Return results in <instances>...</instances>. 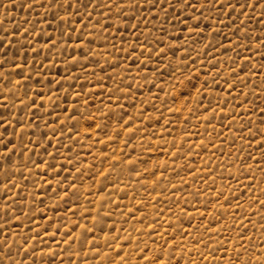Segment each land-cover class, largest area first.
Wrapping results in <instances>:
<instances>
[{
  "label": "rangeland",
  "instance_id": "374dc122",
  "mask_svg": "<svg viewBox=\"0 0 264 264\" xmlns=\"http://www.w3.org/2000/svg\"><path fill=\"white\" fill-rule=\"evenodd\" d=\"M190 3L0 0V264L264 260V16Z\"/></svg>",
  "mask_w": 264,
  "mask_h": 264
},
{
  "label": "snow or ice",
  "instance_id": "6c2138e0",
  "mask_svg": "<svg viewBox=\"0 0 264 264\" xmlns=\"http://www.w3.org/2000/svg\"><path fill=\"white\" fill-rule=\"evenodd\" d=\"M65 2H66V0H65ZM206 2H210V3L214 4V5H218V8L216 9L218 15L223 14V10L225 8L231 9V11H229L227 13L228 16H231L232 12H239L241 14L247 15V13H244V9L251 8V9L255 10L256 6L259 5L260 9H261V14H262V16H264V0H253L252 3H249L248 0H244L243 3H241V0H225L224 3H220V0H206ZM197 3H200V0H197ZM68 6L72 7L71 4H69ZM102 6L103 5H101V7ZM154 6L155 5H153V7ZM184 6L185 7H191L193 11H196L195 7L190 3V0H184ZM200 6H201V11H203L204 3H201ZM29 7H31V5H29ZM57 7L58 8H62L63 5H57ZM117 14L119 15V9L117 10ZM237 18H239V17H237ZM89 19H90V17H89ZM190 19H192L194 22H199L201 17L200 16H195V17H190ZM177 22L178 23H184L183 21L179 20V17L177 18ZM184 26L188 27L187 23H184ZM136 27H138V25H134L133 26V30H135ZM205 27H207V25ZM17 31H19V29H17ZM27 33H28V30L25 29V35H27ZM37 35H39V33ZM69 39H71V36H69ZM77 39H79V37H77ZM0 42H2V40H0ZM262 46H264V42H262ZM53 47H55V44H53ZM77 47H79V45H77ZM140 47H143V45L141 44ZM141 54H143V53H141ZM149 56H151V53H149ZM87 58L88 57H87V53H86L85 56H84V59H87ZM157 58H159V57H157ZM45 59H47V57H45ZM5 63H6V61H5ZM2 66L3 65L0 64V67H2ZM74 66H75V64H73V67ZM16 75L17 76H21L22 73L17 72ZM69 78L74 79L75 77H69ZM24 79L26 80L27 77H24ZM0 80H3L6 85H9V84L12 83L10 77L4 76L2 73H0ZM205 83H207V81H205ZM16 84L19 85L20 81L17 80ZM234 86H235L234 84L229 85V89H231ZM9 92L11 93V89H9ZM25 94H27V93H25ZM0 96H3L5 101L8 100V95H5L3 91H0ZM32 102L35 103L34 100ZM85 104H87V100H85ZM57 119H59V117H57ZM4 123H6V121L0 120V125H2ZM17 123L22 125L23 124V119L20 118L17 121ZM261 123L264 124V120H262ZM4 131L7 132V128L6 127L4 128ZM22 131H23V129H22ZM257 134L260 137V140L257 141V144L258 145H264V129L258 130ZM12 135H17V134L15 132H13ZM252 138L256 139V136L253 135ZM11 143H12L11 140H8L7 142H4L2 136H0V144H2V147L6 150L5 152L0 153V156H6L7 157V159H0V168H4L9 163H12L13 167H14V172L12 173V175H6V177H5V179L7 181H9V182H11L12 176L15 175V172L19 171V169L15 167V163L12 161V157L10 155V153H15L16 152V146L15 145H13V147L9 148V144H11ZM37 143H39V141H37ZM48 143H51V141H48ZM45 151H46V149H45ZM260 159L264 160V152L260 153ZM129 163H132V161H129ZM101 175H105V174L101 173ZM12 187H16V184L12 183ZM4 188H5L6 193L10 192V188H9V184L8 183L4 184ZM262 194H264V193H262ZM5 199L9 200V203L6 204L4 206V209H3V211L5 212V215H8V213L10 212L11 213V219H13L15 221H19L20 220V216L16 214L17 210H15L13 208V204L15 203V201H12L11 198L8 197V196H6ZM261 207H264V202H261ZM5 223H7V221H5ZM0 231H3V227L2 226H0ZM12 235H14V234H12ZM36 235L38 236L39 233L37 232ZM2 243L4 245V248H6L8 250L6 255L10 254L11 253V245L9 244L8 239L5 238ZM27 243H28V240L25 239L23 241V243H21V244H19L17 246L20 250H22L24 255H28L29 252L34 251L33 249L25 248V245ZM65 243H67V241ZM117 247H119V245H117ZM144 250L146 251L147 249H144ZM98 254L99 253H97V255ZM142 254L143 253H141V255ZM117 255H119V253H117ZM145 259L147 261V258H145ZM157 259H159V258L157 257ZM237 259H239V256L237 257ZM32 261H33V264H36V260H35V256L34 255H33ZM257 261H258V264H264V260L260 259L259 257L257 258ZM8 264H16V262L13 261V260H9ZM21 264H23V262H21ZM177 264H179V261H177Z\"/></svg>",
  "mask_w": 264,
  "mask_h": 264
}]
</instances>
